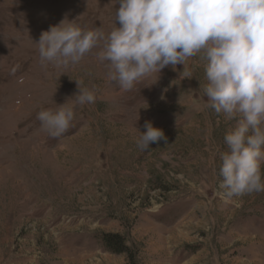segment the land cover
Wrapping results in <instances>:
<instances>
[{
	"label": "rangeland",
	"instance_id": "rangeland-1",
	"mask_svg": "<svg viewBox=\"0 0 264 264\" xmlns=\"http://www.w3.org/2000/svg\"><path fill=\"white\" fill-rule=\"evenodd\" d=\"M117 0H0V264H264V192L226 198L219 153L236 124L205 106V61L165 67L121 92L100 46L77 64H42L43 31L62 20L114 27ZM75 80L95 90L78 105ZM66 103L53 138L37 119ZM146 122L163 129L142 150Z\"/></svg>",
	"mask_w": 264,
	"mask_h": 264
},
{
	"label": "clouds",
	"instance_id": "clouds-1",
	"mask_svg": "<svg viewBox=\"0 0 264 264\" xmlns=\"http://www.w3.org/2000/svg\"><path fill=\"white\" fill-rule=\"evenodd\" d=\"M114 27L85 30L62 20L43 31L38 45L42 64L68 67L100 46L108 80L121 92L171 65L199 56L205 63V106L235 120L219 153L218 190L226 198L264 192V0H117ZM78 105L94 103L95 90L75 80ZM75 118L66 103L41 109L37 119L53 138ZM137 140L142 150L164 141L163 129L146 122Z\"/></svg>",
	"mask_w": 264,
	"mask_h": 264
},
{
	"label": "trees",
	"instance_id": "trees-1",
	"mask_svg": "<svg viewBox=\"0 0 264 264\" xmlns=\"http://www.w3.org/2000/svg\"><path fill=\"white\" fill-rule=\"evenodd\" d=\"M103 243L106 248L115 254H127L130 263H136V253L129 247L127 239L120 234H104Z\"/></svg>",
	"mask_w": 264,
	"mask_h": 264
}]
</instances>
